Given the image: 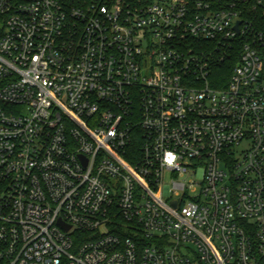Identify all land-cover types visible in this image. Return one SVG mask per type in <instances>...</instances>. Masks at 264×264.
<instances>
[{
	"label": "built area",
	"instance_id": "obj_1",
	"mask_svg": "<svg viewBox=\"0 0 264 264\" xmlns=\"http://www.w3.org/2000/svg\"><path fill=\"white\" fill-rule=\"evenodd\" d=\"M260 5L0 0V264H264Z\"/></svg>",
	"mask_w": 264,
	"mask_h": 264
},
{
	"label": "trees",
	"instance_id": "obj_2",
	"mask_svg": "<svg viewBox=\"0 0 264 264\" xmlns=\"http://www.w3.org/2000/svg\"><path fill=\"white\" fill-rule=\"evenodd\" d=\"M257 1L258 0H252V2L254 3ZM260 1H261V5L259 6V10H258V21L264 26V15H263L264 0H260ZM240 44L239 42H235L232 44V46H228V48H221L219 50H217L213 45L206 44L203 42H200L198 44H191V46L195 47V49L199 53L210 55L215 59H218V57H223L221 60H218L219 63H217L214 68L215 71L213 73V79L215 81L219 80L222 83H227V80H229L231 72L239 59ZM132 149H134L135 151ZM132 149L131 151H134L135 153H137L139 150L137 149V145H135V148L132 147Z\"/></svg>",
	"mask_w": 264,
	"mask_h": 264
},
{
	"label": "rangeland",
	"instance_id": "obj_3",
	"mask_svg": "<svg viewBox=\"0 0 264 264\" xmlns=\"http://www.w3.org/2000/svg\"><path fill=\"white\" fill-rule=\"evenodd\" d=\"M169 182V174L165 175V183L167 184Z\"/></svg>",
	"mask_w": 264,
	"mask_h": 264
},
{
	"label": "water",
	"instance_id": "obj_4",
	"mask_svg": "<svg viewBox=\"0 0 264 264\" xmlns=\"http://www.w3.org/2000/svg\"><path fill=\"white\" fill-rule=\"evenodd\" d=\"M238 24H239V23H237V25H238ZM68 229H69V228L67 227L66 230H68Z\"/></svg>",
	"mask_w": 264,
	"mask_h": 264
}]
</instances>
